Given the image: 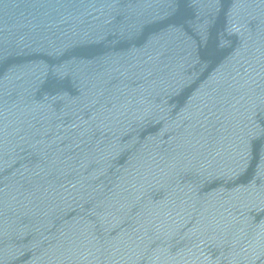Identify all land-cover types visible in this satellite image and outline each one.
Segmentation results:
<instances>
[{"label":"water","instance_id":"obj_1","mask_svg":"<svg viewBox=\"0 0 264 264\" xmlns=\"http://www.w3.org/2000/svg\"><path fill=\"white\" fill-rule=\"evenodd\" d=\"M0 264H264V0H0Z\"/></svg>","mask_w":264,"mask_h":264}]
</instances>
